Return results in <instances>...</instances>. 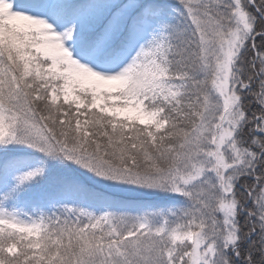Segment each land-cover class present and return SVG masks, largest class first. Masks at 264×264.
<instances>
[{
	"label": "snow or ice",
	"instance_id": "obj_1",
	"mask_svg": "<svg viewBox=\"0 0 264 264\" xmlns=\"http://www.w3.org/2000/svg\"><path fill=\"white\" fill-rule=\"evenodd\" d=\"M0 264H264V0H0Z\"/></svg>",
	"mask_w": 264,
	"mask_h": 264
}]
</instances>
